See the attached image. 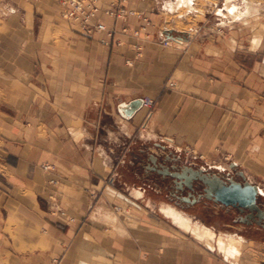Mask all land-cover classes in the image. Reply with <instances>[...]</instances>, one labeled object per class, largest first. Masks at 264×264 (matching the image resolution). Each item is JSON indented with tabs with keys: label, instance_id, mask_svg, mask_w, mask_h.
<instances>
[{
	"label": "crops",
	"instance_id": "1",
	"mask_svg": "<svg viewBox=\"0 0 264 264\" xmlns=\"http://www.w3.org/2000/svg\"><path fill=\"white\" fill-rule=\"evenodd\" d=\"M55 1H40L38 34L29 44L23 22L31 27L35 12H14L9 25L0 24V264H264L247 248L227 258L160 220L143 186L169 194L171 179L149 169V155L173 171L183 165L174 153L191 147L229 157L260 188L264 44L164 46L166 32L149 25L159 17V0H99L92 24L107 30L88 34L62 18V8L55 13ZM119 2L137 15H107ZM59 15L69 27L65 48L77 59L37 60L44 37L52 38L47 52L55 51ZM36 65L62 71L30 76ZM145 98L154 101L151 113L124 116V106ZM110 176L116 186L105 183ZM134 189L144 198H134Z\"/></svg>",
	"mask_w": 264,
	"mask_h": 264
},
{
	"label": "rangeland",
	"instance_id": "2",
	"mask_svg": "<svg viewBox=\"0 0 264 264\" xmlns=\"http://www.w3.org/2000/svg\"><path fill=\"white\" fill-rule=\"evenodd\" d=\"M40 1L42 0H0V24L1 25H9L5 19H9L10 17L13 18L15 15L12 14L16 12L20 16L22 15L24 17V13L30 12L31 15H34L35 12V21H32L31 27L27 26L23 22V39L24 42H27L29 44V39H35L38 34V29H39V13L40 11L38 10V7L41 5ZM69 0H56L54 4V9L56 10L55 13H58V10L63 9L62 12H60L61 17L64 18L65 20H68L72 23H75L74 20L75 18H70L67 17L64 13V10L69 13V11H72V8L67 4L64 5V3ZM85 2V7L90 5L91 8L95 7L99 9L100 12V7L99 0H82ZM101 1H107V0H101ZM170 1V0H159L161 3V6L159 5L153 13L159 15L156 21H149V25L151 24L152 26L155 25L157 30H163L167 32L168 30H173L174 34L173 36L175 39L181 38L180 41H184L186 43H193L195 45L201 44V45H206L210 44L214 48H221V49H226V50H254L256 47L261 46L264 44V0H248L249 2H253L252 4L254 6V12L249 14L245 18L236 19V20H225L223 19L224 17L220 14L221 12H224L225 8V1L224 0H195V7L196 11H191L187 12L186 10H178L176 12H171L167 9H164L163 6ZM124 2V0H123ZM159 3V4H160ZM40 4V5H39ZM124 4V3H123ZM123 4L118 3V12L121 13L122 10L125 13L131 12V10L127 9L124 7ZM261 4V5H260ZM258 5V6H257ZM102 6V4L100 5ZM37 12H39L37 14ZM107 12V11H106ZM136 15L137 12L133 11ZM85 13L88 15L91 13V9H85ZM59 14V13H58ZM125 14V17L127 16ZM80 16L83 18L82 14H76L75 17ZM98 15V14H97ZM121 16V14H120ZM59 15V21L58 23L61 25L56 30V34L53 37V41L57 44L55 48V51L52 50L51 52L48 51V47L51 46L49 45L50 42H52V38L49 37H44V39H41V44L43 47L41 48L40 53L35 54L39 55V58L37 60H46V59H55V60H75L77 59L78 54L73 52V50L66 49L64 40H62L61 36L64 34V29L67 30L69 28L63 21V19ZM81 18L79 24L76 22L78 25V28L80 29L81 32H86L88 34L92 33L87 32L86 30H83L80 26L81 24ZM120 18L121 17H117ZM74 19V20H73ZM245 19V20H244ZM90 27L93 26L92 24V17L90 18ZM229 21V22H228ZM231 21V22H230ZM233 22V23H232ZM224 23V25H223ZM232 23V24H231ZM104 24V23H103ZM145 28L148 27V21L145 22ZM28 27V30L26 29ZM29 34L33 35L28 36L26 35L27 32ZM78 30V29H77ZM8 33V32H7ZM166 34V33H165ZM167 35V34H166ZM260 40L259 43L255 44V40L259 36ZM29 37V39H28ZM174 39V40H175ZM28 40V41H27ZM171 40L167 37L166 40L163 41V45L165 44V41ZM175 45L176 43H173L172 41L169 43L168 46ZM188 46V44L183 45ZM53 49V47H51ZM65 50V51H64ZM69 50V52H68ZM39 65H36L33 69L29 70L30 71V76H44L46 77H56L58 76L59 72L62 71L60 69H51L49 70L50 72L43 70L39 68ZM56 73V74H55ZM153 101V100H152ZM154 102V101H153ZM147 111V110H146ZM152 109L148 111V113H151ZM143 128V126H142ZM150 148H152L153 152H158L159 155L162 154L161 152L163 150L162 146H160V150L154 149L152 145H150ZM162 150V151H161ZM179 157V163L183 164V166H190L195 169H202L207 173H220V175L228 177V174H231L232 176H235L236 173L235 171L231 168V165H229V157L225 156H218V157H212L208 156L205 154H202L195 149L188 147L182 149L179 153H174ZM171 157V156H170ZM172 158H176L173 156ZM46 166V165H45ZM49 166V165H48ZM218 166L224 167L223 170H219ZM44 167V166H43ZM113 180V183H110L109 181ZM105 183L110 186H116L117 183L115 182L114 178L110 176L109 178L106 179ZM260 183V189L263 190L264 192V181L259 182ZM158 185L159 188H163L165 185L163 182H159ZM154 185V183H153ZM146 190L153 194V202L154 206L152 207V211L155 212V215L160 219L163 220L170 225L174 226V228L180 230L177 226L173 225L172 221L169 218H166L163 213L160 211V206L161 204L164 205H172L174 207H178L180 211H182L185 215L189 216L190 218L192 217L193 220L197 221L199 220L200 223L212 228L214 227L215 230H213L216 234V236H221L223 235H230V234H237L242 235V237L245 238L246 243H241L239 245V248H247V250H251V254L257 255L258 258H262L264 260V228L252 224V225H246L243 224L239 221V213L236 210H228L225 208H221L219 205L213 203L212 201L208 200H202L198 204L195 205V207L189 208L188 206H179L178 204L175 203V200H171L168 192L160 191L159 189H154L153 186H150L147 182L143 184ZM157 186V187H158ZM199 188L202 186L198 184ZM135 198V197H134ZM129 201L136 202V203H142V200H137L133 199L132 197L127 198ZM258 204L261 207H264V193L258 197ZM160 205V206H159ZM178 205V206H176ZM1 206V204H0ZM117 208V207H114ZM226 212V216L225 215ZM154 215V216H155ZM155 216V217H156ZM224 225H229L230 227L224 226ZM238 228H241L238 230ZM184 234H187L189 236H193L191 233L185 231V230H180ZM196 238L195 236H193ZM197 239V238H196ZM257 241V244L254 242L250 241ZM209 241L207 240H199L204 246H208L209 243L212 246H216V242ZM214 244H213V243ZM206 246V247H207ZM253 250V251H252ZM220 253L219 251H215ZM221 254V253H220Z\"/></svg>",
	"mask_w": 264,
	"mask_h": 264
},
{
	"label": "water",
	"instance_id": "3",
	"mask_svg": "<svg viewBox=\"0 0 264 264\" xmlns=\"http://www.w3.org/2000/svg\"><path fill=\"white\" fill-rule=\"evenodd\" d=\"M166 34L169 39H175L173 30H168ZM142 106L143 100H135L124 106L121 111L126 118H132ZM170 160L171 158L167 155L165 163L170 162ZM149 161L150 170L163 177L174 179V184L179 192L187 191L186 196L181 197L183 201L190 204H197L202 199L212 201L221 208L236 210L240 213L239 221L241 223L256 224L264 228V207L258 205L259 187L249 182L244 173L238 171L234 164L231 165V168L240 181L234 179L235 177L231 174H228V178L225 179L220 173H207L202 169H195L190 166L173 165L171 167L173 171H171L162 163H158V158L152 154L149 155ZM172 162H178V159L173 158ZM196 183L204 186V195L197 198L193 195Z\"/></svg>",
	"mask_w": 264,
	"mask_h": 264
},
{
	"label": "bare ground",
	"instance_id": "4",
	"mask_svg": "<svg viewBox=\"0 0 264 264\" xmlns=\"http://www.w3.org/2000/svg\"><path fill=\"white\" fill-rule=\"evenodd\" d=\"M224 1H225V8H224L225 10L224 12L223 11L221 12V10L219 12L224 17L223 19L225 20H231V19L240 20L241 18L247 17L249 14H251L255 10L254 9L255 5L252 4L253 2H249L248 0H224ZM166 7L171 12H176L180 9L182 10L184 9L187 12L197 10L195 7V0H171L167 4ZM260 37L262 36L260 35L257 38V40H255L256 41L255 44L259 43ZM176 40L180 41L181 38H178L175 40L171 39V41H175V42ZM53 182L55 183V181ZM259 190H260V195H262L264 193L263 190H261L260 188ZM132 194L135 196L136 199L144 198L143 192H141L138 189H134ZM148 204H151V203L148 202ZM160 211L161 213H163V215L166 218H169L175 226L180 228V230H185L191 233L198 240H201V241L207 240L208 242V240L213 241L215 239L214 242H216V246H212L210 244L211 242L209 243L208 246L206 245L209 249L214 250V251L217 250L221 254L226 256L227 258H235L241 253L239 245H241V242L243 243L244 241L243 237H240V236L238 237L235 234L233 235L232 234L230 235L222 234L221 236H216L215 232L210 227L200 223L199 220L197 221L193 220L192 217L190 218L189 216L185 215L182 211H180L179 209H177L176 207L172 205H166V204L162 205L161 204Z\"/></svg>",
	"mask_w": 264,
	"mask_h": 264
},
{
	"label": "built area",
	"instance_id": "5",
	"mask_svg": "<svg viewBox=\"0 0 264 264\" xmlns=\"http://www.w3.org/2000/svg\"><path fill=\"white\" fill-rule=\"evenodd\" d=\"M67 4L72 8V11H69V13H67V11L64 10V13H65V15L67 17L75 18L76 20L73 19L75 23L80 21V18H81L79 15L77 17H75V15L76 14H82L83 18H81L82 21H81L80 26H81V28L83 30H86L89 33H92L93 31H95V32H103V31L107 30L106 25L102 24V23H97V24H95V25L90 27V22L91 21H89V20H90L91 17H92V20H93L97 16V14L99 12V9H97L95 7L91 8L90 5L85 7V5H84L85 2L82 1V0H69V1H66L64 3V5H67ZM85 9H91V13L87 15L85 13ZM106 13L109 16L121 17V18H125V14H127L123 10H122L121 13H119L118 11H107ZM120 14H121V16H120ZM132 14H134L133 11L129 12L127 15H132ZM78 24H79V22H78ZM135 35H138V32H135ZM170 41L171 40L165 41L164 46H168ZM170 87H173L172 83L170 84ZM153 106H154V102L151 99L145 98L143 100V108L147 109V111H150L153 108ZM49 169H51L50 166H44L43 167V170H49ZM109 182L113 183V180H110Z\"/></svg>",
	"mask_w": 264,
	"mask_h": 264
},
{
	"label": "flooded vegetation",
	"instance_id": "6",
	"mask_svg": "<svg viewBox=\"0 0 264 264\" xmlns=\"http://www.w3.org/2000/svg\"><path fill=\"white\" fill-rule=\"evenodd\" d=\"M170 157V156H169ZM171 158V157H170ZM218 169L219 170H223V169H220L219 167H218ZM222 177H224L225 179L226 178H228V177H225V176H222ZM235 178L234 179H236V180H238V181H240L236 176H234ZM171 179V182L169 183L168 182V184H169V187H170V190H169V196H170V199L171 200H175V203L176 204H178L179 206H195L196 204H190V203H187V202H185V201H183L182 200V198L181 197H183V196H186V194H187V191H185V192H179L176 188H177V186L174 184V179H172V178H170ZM198 184H200V183H196V185H195V190H194V192H193V195L197 198V197H199V196H201V195H204V186L202 185V184H200L202 187L201 188H199V186H198ZM165 185V184H164ZM166 186H168V185H166ZM178 191V192H177ZM202 200H205V199H202ZM201 200V201H202ZM198 204V203H197ZM259 205V204H258ZM239 215H240V213H239ZM242 216H244V215H242Z\"/></svg>",
	"mask_w": 264,
	"mask_h": 264
}]
</instances>
